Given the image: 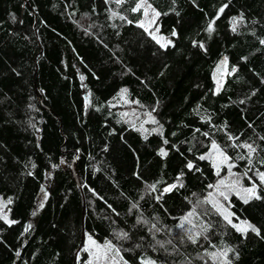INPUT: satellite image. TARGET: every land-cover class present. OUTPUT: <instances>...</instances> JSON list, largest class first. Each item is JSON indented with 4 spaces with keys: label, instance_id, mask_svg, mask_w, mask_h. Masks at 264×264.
<instances>
[{
    "label": "trees",
    "instance_id": "1",
    "mask_svg": "<svg viewBox=\"0 0 264 264\" xmlns=\"http://www.w3.org/2000/svg\"><path fill=\"white\" fill-rule=\"evenodd\" d=\"M138 1L0 0V264H264V0H146L164 48Z\"/></svg>",
    "mask_w": 264,
    "mask_h": 264
},
{
    "label": "rangeland",
    "instance_id": "2",
    "mask_svg": "<svg viewBox=\"0 0 264 264\" xmlns=\"http://www.w3.org/2000/svg\"><path fill=\"white\" fill-rule=\"evenodd\" d=\"M114 2L120 3L123 0H112ZM137 4H141V8L138 10L142 14V18L138 25H144L142 29L150 35V37L161 46V43L168 45V41L171 42L170 38L165 37L159 32V26L157 24L156 11L151 7V5L146 0H139ZM147 12V15L145 14ZM147 29V31L145 30ZM155 36V39L153 38ZM163 38V39H161ZM164 48V47H162ZM227 70L224 69L217 74V83L220 85L223 82V78L225 77ZM220 150L217 147H213L210 149V152L207 155V159L211 161L214 165L215 169L220 172L224 170L222 177L219 178L216 185L214 186L213 193L211 196H208L206 200L212 205L220 214H229L228 210L223 205V200L220 199L223 197L220 195L223 192L225 195L228 194V190L230 187L232 191H235L238 187L235 184V171L232 169V164L229 160L223 161V157L220 155ZM226 156V155H225ZM231 165V168L229 167ZM223 181V183H221ZM2 213V212H1ZM3 214V213H2ZM5 214H3L4 216ZM222 215V214H221ZM223 216V215H222ZM224 218V216H223ZM230 219L232 221L231 225H236L239 228H247V225L241 222L233 221L231 215ZM237 227H234L237 230ZM238 231V230H237ZM241 233H245V231H239ZM95 243H92V242ZM106 244H101L95 241L91 236L86 235L84 242V251L87 253L88 260L86 264H123L119 258H117L114 253L111 251V248L105 247ZM87 249V250H85Z\"/></svg>",
    "mask_w": 264,
    "mask_h": 264
},
{
    "label": "snow or ice",
    "instance_id": "3",
    "mask_svg": "<svg viewBox=\"0 0 264 264\" xmlns=\"http://www.w3.org/2000/svg\"><path fill=\"white\" fill-rule=\"evenodd\" d=\"M141 6H142L141 4H137L136 7L132 9V11H134V12H135V11H138V10L141 8ZM223 10H224V9L221 8V9H220V12H223ZM145 14L147 15V12H145ZM156 15L158 16L159 13H156ZM140 27H144V25L141 24ZM145 30L147 31V29H145ZM233 30H235V29H233ZM207 31H209L210 33L213 31V22H210V23H209L208 28H207ZM173 35H176L175 31L173 32ZM153 38L155 39V36H154ZM161 39H163V38H161ZM157 42L160 43L159 40H158ZM168 43H171V42L168 41ZM262 43H264V41H262ZM165 46H166V45H165L164 43H161V47H165ZM200 47H203V45H200ZM233 71H235V69H233ZM81 79L83 80V77H81ZM164 143L167 144L168 141L165 140ZM213 147L215 148L216 145L214 144ZM243 147H246V148L249 149V155H251V153L255 151V148H253L252 145H250V144H248V145H243ZM159 154H160L161 156H167V155H168L167 151H166L164 148H161V149H160ZM220 155L223 157V161H227V160L229 159L227 156H225V155L223 154V152H220ZM200 159H205V157H204V156H201ZM186 167H187L188 169L191 170V169H193L194 165H193V163H192L191 161H189V162L187 163ZM229 167L231 168V165H229ZM258 175H259V179H260L261 183L264 184V172H261V173H259ZM178 179H179V177H178ZM221 183H223V181H221ZM151 187H152L153 189H155V185H152ZM175 187H176L175 184L168 185L167 187H165V188L163 189V192L161 193V196H162L164 193H167V192L172 191ZM210 187H211V186H210ZM244 191H245V193H246L250 198H251V197H254V198H256V199H260V198H261V197H260L259 195H257V193H256V185H255V184H253V186L250 187V188H246V189H244ZM220 195L224 196V198L227 199V196H226L223 192H221ZM160 198H161V197H157V199H160ZM9 202H10V201H9ZM247 202H248V200L245 199V203H247ZM33 214L35 215V213H33ZM192 214H193V213L190 212V213L188 214V216H191ZM221 214L224 216L225 221H227L229 224L232 223V221H231V219H230V215H231L230 213H229V214L221 213ZM0 219H4L6 222H8V221H7V216H6V215H4V216H0ZM184 220L187 221V217H185ZM10 223H15V221H11ZM28 227H31V226L29 225ZM179 227L183 228V227H184V223L182 222V223L179 225ZM233 227H237V226H236V225H233ZM247 228H251V230H252L253 232H257V234H259L258 230H257L255 227H253L252 225H247ZM26 230H27V229H26ZM237 230H238V231H246L247 229H246V228H239V227H237ZM123 235H124V237L127 236L126 233L123 234ZM190 238H191V237H190ZM195 242H196L195 239H193V243H195ZM92 243H95V242L93 241ZM105 247H107V248L110 249L112 246H111V244H110V242H109V243H106ZM85 250H87V249H85ZM225 255H226V253H225ZM125 264H126V262H125ZM149 264H154V262H149Z\"/></svg>",
    "mask_w": 264,
    "mask_h": 264
},
{
    "label": "water",
    "instance_id": "4",
    "mask_svg": "<svg viewBox=\"0 0 264 264\" xmlns=\"http://www.w3.org/2000/svg\"><path fill=\"white\" fill-rule=\"evenodd\" d=\"M84 103H85L86 107L90 104V99H89L88 93L84 94ZM81 244H83V238H82Z\"/></svg>",
    "mask_w": 264,
    "mask_h": 264
}]
</instances>
